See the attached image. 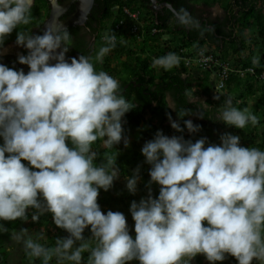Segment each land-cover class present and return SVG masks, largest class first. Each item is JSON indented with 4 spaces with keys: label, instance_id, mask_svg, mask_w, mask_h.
<instances>
[{
    "label": "clouds",
    "instance_id": "clouds-1",
    "mask_svg": "<svg viewBox=\"0 0 264 264\" xmlns=\"http://www.w3.org/2000/svg\"><path fill=\"white\" fill-rule=\"evenodd\" d=\"M163 2L158 9L169 8L176 22L189 30L199 29L207 16H215L210 8L219 5H203L205 13L199 21L187 9L157 0V4ZM53 3L61 7L59 0ZM35 5L36 0H0V54L15 31L16 46L27 50L18 54L17 62L28 67L25 72L0 63V231H7L3 221L26 222L29 208L36 210L33 222L51 213L55 226L68 233L56 239L54 248L27 237L25 228L12 236L31 257L42 258L43 264H50L54 257L57 264H191L197 255L209 264L228 257L237 264L254 260L264 264V150L241 146L239 135L225 133L219 144H211L206 137L192 142L157 131L141 152L151 165L148 184L159 185V194L154 197L149 188L146 198L131 202L135 236L125 214L101 210L100 190H110L120 176L119 151L114 146L121 142L129 146L124 117L135 108L133 100L121 94L120 81L97 71L94 63L102 64L115 49L117 35L114 31L104 34V46L94 60L83 54L69 57L73 36L62 22L45 26L42 34L20 30L32 23ZM85 21L82 15L78 22ZM254 30L248 32L258 35ZM210 59V54L201 53L197 65L205 69ZM179 64L180 57L172 52L153 61L154 67L165 71ZM223 83L221 76L212 83L215 93L210 99L218 112L219 106L224 108L217 117L236 129L257 125L255 114L238 108L237 94L217 103ZM164 99L169 109H177L171 94ZM194 99L190 96L189 102ZM189 114L190 110L178 111L181 118ZM168 119L176 132L201 129L190 119L184 127L170 113ZM97 141L114 150L99 164L100 154L93 149ZM139 172L137 167L126 178L130 194L138 190ZM86 229L89 238L84 236Z\"/></svg>",
    "mask_w": 264,
    "mask_h": 264
},
{
    "label": "trees",
    "instance_id": "trees-1",
    "mask_svg": "<svg viewBox=\"0 0 264 264\" xmlns=\"http://www.w3.org/2000/svg\"><path fill=\"white\" fill-rule=\"evenodd\" d=\"M160 1H167L176 9H187L199 21L205 13L203 5L216 2L220 5L221 12L212 17L207 16L209 22H200L199 29L189 30L176 22L168 8H152L150 0H95L86 22V27L94 35V43L86 56L92 57L93 60L99 48L104 46V34L114 31L117 35L115 49L105 56L102 64L94 60L95 67L97 71L103 70L119 80L121 94L133 100L135 104V108L124 117L123 127L130 141L129 146H114V149L119 151L117 165L120 168V176L110 190H100L98 195V203L105 214L108 210L125 214L133 237L134 221L129 211L131 202L146 198L149 188L154 197L159 194V185L148 184L151 165L145 163L141 152L143 145L152 140L157 131H162L169 137L182 135L185 140L190 139L192 142L206 137L211 144H219L223 133H231L241 137V146L264 150V80L261 78L264 74V0H158ZM46 9V0H36L32 10V23L21 26L20 30L27 28L32 32L34 26L42 23ZM254 28L257 29L258 35L253 32V36L248 32ZM153 29L158 31L153 33ZM163 36L168 39H163ZM15 39L14 31L7 37L5 44ZM77 48L71 46L67 55L73 57ZM170 52L180 57L178 67L165 71L153 66L154 59ZM201 53L204 56L211 55V59L205 62L208 64L205 69L197 65ZM257 60L259 63H254ZM224 68L226 71L223 72ZM220 76L228 92L222 86L224 91L218 96L217 103H222L228 94H237L235 100L240 102L238 108H247L255 114L259 120L257 125L249 124L244 129H236L225 125L217 117L218 109L210 98H213L215 93L212 83H218ZM168 94H171L176 102L175 111L165 104L164 98ZM190 96L196 98L192 103L189 102ZM245 97L248 99H239ZM204 103L208 106L205 107ZM180 109L190 110V114L181 118L178 116ZM169 113L181 127H184L185 120L190 119L194 124L201 126L200 131L189 133L185 128L182 133L176 132L171 128ZM93 149L100 154L97 164L104 160L106 153L114 151L104 148L102 141H97ZM137 167L140 168L138 190L136 194H130L126 189V178L130 177ZM35 211L29 208L26 222L19 219L3 221L7 231H0V238L20 230L22 226L36 235L43 234L46 237L43 245L54 248L57 238L68 236L65 230L55 226L51 213H45L37 222H33L31 216ZM84 236H91L88 229L85 230ZM24 251V261L21 264H43L42 258L31 257L26 249ZM83 255L87 262L89 253L85 252ZM7 261V253H0V264H7ZM50 264H57L55 257ZM63 264L71 262L64 261ZM130 264L138 262L132 261ZM191 264L209 262L203 255H197ZM216 264H237V261L228 257ZM253 264L258 262L254 260Z\"/></svg>",
    "mask_w": 264,
    "mask_h": 264
},
{
    "label": "flooded vegetation",
    "instance_id": "flooded-vegetation-1",
    "mask_svg": "<svg viewBox=\"0 0 264 264\" xmlns=\"http://www.w3.org/2000/svg\"><path fill=\"white\" fill-rule=\"evenodd\" d=\"M64 0H59V4H61ZM46 4H47V12L44 13V19L43 21L46 19L47 15L50 13V8L51 5L49 3L48 0H46ZM95 2L93 3L91 9L93 8ZM75 5L74 3H71L69 5L68 8H66L60 15H59V19L63 20L66 17H68L72 11L74 10ZM90 9V11H91ZM89 11V13H90ZM86 16V21L83 24H76V25H72L67 27L69 29V31L71 32L72 36H73V41H72V46L78 47L76 49V53L73 57H78L79 55L83 54L86 55L90 48V46H92V44L94 43V35L91 34V31L89 30V28L86 27V22L88 21V15ZM42 21V23H43ZM42 23L40 25H36L32 28V33L33 34H42ZM70 28H75L74 30H70ZM77 43H81L80 45H77ZM4 48L6 49L5 52H2V54H0V63L4 61V63L11 65L12 67H16L19 68L17 66H14L11 63H8V61L14 62V63H18L17 62V56L18 54H26L27 50L23 49L21 47H17L15 44V41H9L4 45ZM70 57V56H69Z\"/></svg>",
    "mask_w": 264,
    "mask_h": 264
},
{
    "label": "water",
    "instance_id": "water-1",
    "mask_svg": "<svg viewBox=\"0 0 264 264\" xmlns=\"http://www.w3.org/2000/svg\"><path fill=\"white\" fill-rule=\"evenodd\" d=\"M51 8H50V13L47 15L46 19L43 21L42 23V32L43 29L45 28V26H52V27H56L59 26V24L62 22L66 27L72 26V25H76V24H80L78 21L80 20V17L82 15L87 16V14L89 13L93 3L95 0H64L61 4H60V8L57 9V7L54 5L53 0H48ZM151 2V6L154 9H158L161 5H164L165 2L161 3V4H157V0H150ZM71 3H74L75 8L72 11V13L66 17L63 20H60L58 17L59 15L66 9L69 7V5ZM169 9V8H168ZM8 63L13 64L14 66H17L19 68H23L25 72L28 71V67L26 65H21L19 63H14L11 61H8ZM4 64V61L1 62Z\"/></svg>",
    "mask_w": 264,
    "mask_h": 264
},
{
    "label": "rangeland",
    "instance_id": "rangeland-1",
    "mask_svg": "<svg viewBox=\"0 0 264 264\" xmlns=\"http://www.w3.org/2000/svg\"><path fill=\"white\" fill-rule=\"evenodd\" d=\"M210 10L212 12H213V10H215V13L221 12L219 5H217V4H216V7L214 9H213V7H211ZM5 50L6 49H4L3 52ZM223 109L224 108L219 106V115L221 114ZM219 119H220V116H219ZM223 132H224V130H223ZM223 134H225V133H223ZM121 144H123V143L121 142ZM21 229H24V228L21 226L20 230ZM20 230H17L16 232H18ZM16 232L5 235L3 237V239H1V241H0V253H7V258H8L7 264H21L24 261L25 247H24L23 243H18L12 238L13 234ZM42 235L43 234H40V235L37 234L36 235L32 231H27V237H31L32 239H35V237H36L35 240H38V242L43 245V243L46 240V237L43 235V238H41Z\"/></svg>",
    "mask_w": 264,
    "mask_h": 264
},
{
    "label": "built area",
    "instance_id": "built-area-1",
    "mask_svg": "<svg viewBox=\"0 0 264 264\" xmlns=\"http://www.w3.org/2000/svg\"><path fill=\"white\" fill-rule=\"evenodd\" d=\"M134 15V14H133ZM135 16V15H134Z\"/></svg>",
    "mask_w": 264,
    "mask_h": 264
},
{
    "label": "crops",
    "instance_id": "crops-1",
    "mask_svg": "<svg viewBox=\"0 0 264 264\" xmlns=\"http://www.w3.org/2000/svg\"><path fill=\"white\" fill-rule=\"evenodd\" d=\"M10 234V233H9Z\"/></svg>",
    "mask_w": 264,
    "mask_h": 264
}]
</instances>
